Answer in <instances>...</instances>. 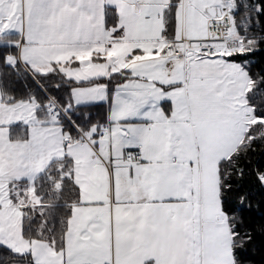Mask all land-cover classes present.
Returning a JSON list of instances; mask_svg holds the SVG:
<instances>
[{
  "label": "snow or ice",
  "instance_id": "1",
  "mask_svg": "<svg viewBox=\"0 0 264 264\" xmlns=\"http://www.w3.org/2000/svg\"><path fill=\"white\" fill-rule=\"evenodd\" d=\"M0 264H264V0H0Z\"/></svg>",
  "mask_w": 264,
  "mask_h": 264
}]
</instances>
